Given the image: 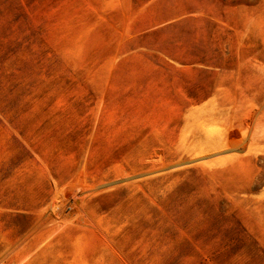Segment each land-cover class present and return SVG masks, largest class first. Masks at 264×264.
<instances>
[{"label": "rangeland", "instance_id": "obj_1", "mask_svg": "<svg viewBox=\"0 0 264 264\" xmlns=\"http://www.w3.org/2000/svg\"><path fill=\"white\" fill-rule=\"evenodd\" d=\"M0 264H264V0H0Z\"/></svg>", "mask_w": 264, "mask_h": 264}, {"label": "trees", "instance_id": "obj_2", "mask_svg": "<svg viewBox=\"0 0 264 264\" xmlns=\"http://www.w3.org/2000/svg\"><path fill=\"white\" fill-rule=\"evenodd\" d=\"M186 56L189 57V58H193L195 55H193V53H191V54L187 53Z\"/></svg>", "mask_w": 264, "mask_h": 264}, {"label": "bare ground", "instance_id": "obj_3", "mask_svg": "<svg viewBox=\"0 0 264 264\" xmlns=\"http://www.w3.org/2000/svg\"><path fill=\"white\" fill-rule=\"evenodd\" d=\"M202 131H203V130H202ZM207 131H209V130L207 129ZM207 131H206V132H207ZM204 132H205V130H204ZM206 132H205V133H206ZM207 133H208V132H207ZM211 133H212V132H211ZM205 135H206V134H205ZM209 136H211V135H209Z\"/></svg>", "mask_w": 264, "mask_h": 264}]
</instances>
